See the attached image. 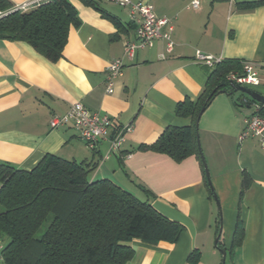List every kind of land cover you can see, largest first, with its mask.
I'll use <instances>...</instances> for the list:
<instances>
[{"label": "crops", "instance_id": "obj_1", "mask_svg": "<svg viewBox=\"0 0 264 264\" xmlns=\"http://www.w3.org/2000/svg\"><path fill=\"white\" fill-rule=\"evenodd\" d=\"M10 1L13 9L29 2L27 10L45 0ZM192 1L133 0L169 19L171 29L162 28L174 43L169 53L158 39L126 58L124 43L136 40V22L128 7L103 0L98 9L70 0L79 24L68 29L56 61L25 41L0 38V164L30 170L47 154L92 163L90 181L108 179L183 226L172 243L133 239L134 254L126 264H221L220 249L226 250L225 264H264V152L257 138L239 139L244 119L259 102L246 103L243 92H221L199 117L197 142L220 214L195 155L175 161L139 148L154 143L168 126L191 124L175 114L176 103L196 99L213 68L196 60V51L250 63L259 78L253 89L264 95V4L248 9L245 4L258 0H198L193 7ZM118 58L124 66L109 94L105 69ZM75 102L109 116L112 133L132 126L118 150H111L108 139L89 149L70 124L50 128L51 116L66 113ZM243 172L251 183L240 199ZM238 214L243 238L230 254ZM193 252L195 263L187 259Z\"/></svg>", "mask_w": 264, "mask_h": 264}, {"label": "trees", "instance_id": "obj_2", "mask_svg": "<svg viewBox=\"0 0 264 264\" xmlns=\"http://www.w3.org/2000/svg\"><path fill=\"white\" fill-rule=\"evenodd\" d=\"M80 1L99 8L98 0ZM259 4L264 0L244 7ZM78 24L70 0H45L27 10L13 9L10 0H0V38L25 41L50 61L62 56L68 29ZM243 63L224 59L215 64L200 95L176 103L175 114L190 118L191 124L168 126L154 143L139 148L165 153L175 161L195 155L204 169L197 142L201 108L205 109L218 93L237 92L232 85L237 82L228 75L242 74ZM244 96L246 103H257ZM258 104L264 117V104ZM92 169V163L50 154L30 170L0 164V239L8 264H126L134 254L130 244L133 239L156 244L179 238L183 231L180 223L108 179L90 181L87 176ZM250 183V176L243 172L240 199ZM204 184L209 198L214 199L213 187L206 177ZM236 218L230 254L243 238L239 214ZM46 221L44 231L36 236ZM187 259L195 263L198 253H191Z\"/></svg>", "mask_w": 264, "mask_h": 264}, {"label": "built area", "instance_id": "obj_3", "mask_svg": "<svg viewBox=\"0 0 264 264\" xmlns=\"http://www.w3.org/2000/svg\"><path fill=\"white\" fill-rule=\"evenodd\" d=\"M105 2L116 3L123 7L129 8L130 18L136 22L137 27L135 31L136 40L126 41L124 43L123 55L131 59L134 56L136 49L144 46H152L156 40L163 39L165 41V52L169 53L173 50V40L170 39L168 32H163L162 28L168 25L169 19L156 16L153 10V6L148 3L133 2V0H103ZM30 5L29 2L16 6V9L26 10ZM193 7L198 5V0L191 2ZM165 53L160 54V58H164ZM195 59L202 61L209 67H214L215 64L221 61L220 58H216L212 55H206L200 51L195 52ZM124 61L121 58L114 59L107 64L105 69L106 74V88L107 93H113L115 79L122 74ZM230 79L235 80L241 85H248L254 87L258 85L259 78L253 66L248 63H243V73L236 75L231 73L228 75ZM50 128L54 129L58 126H64L67 124L72 125L78 130V134L84 141L85 146L89 149H95L97 143L103 139H108L110 148L112 151L119 149L123 141H125V135L131 131V125H125L117 128L113 133L111 132L112 120L107 115H100L97 112H92L81 102L73 103L68 111L62 115H52L48 121ZM248 137H255L259 140L261 149L264 152V117L259 113V107L256 106L253 114L244 119V124L239 133V139H245ZM4 242L0 239V264H8L4 260L3 256Z\"/></svg>", "mask_w": 264, "mask_h": 264}, {"label": "water", "instance_id": "obj_4", "mask_svg": "<svg viewBox=\"0 0 264 264\" xmlns=\"http://www.w3.org/2000/svg\"><path fill=\"white\" fill-rule=\"evenodd\" d=\"M232 85L234 86V90L235 91H239L240 90V92H243V93L247 94L250 98H252V100L254 99L257 102L264 104V95H261L260 93L255 91L253 88H249V87L237 84V83H233ZM203 110H204V107L201 108V113L203 112ZM198 144H199V142H198ZM201 159H202V163H203V167H204L205 177H206L207 181L209 182V184H211L210 183L209 174H208V169H207L206 162L204 160L203 154H201ZM214 199L216 201V204H217V207H218V210H219V214H220V208L218 206L219 203H218V200L216 198V195H215ZM219 231H221V225L219 227ZM219 233L220 232H218V234H217V236L215 238V242L218 241ZM220 251H221V254H222V263L221 264H224L225 256H226V250L225 249H220Z\"/></svg>", "mask_w": 264, "mask_h": 264}, {"label": "rangeland", "instance_id": "obj_5", "mask_svg": "<svg viewBox=\"0 0 264 264\" xmlns=\"http://www.w3.org/2000/svg\"><path fill=\"white\" fill-rule=\"evenodd\" d=\"M250 88H253V87L250 86ZM237 93H241V94H242V92H240V90L237 91ZM244 94H245V93H244ZM215 206L217 207L216 202H215ZM217 208H218V207H217ZM1 210H2V207L0 206V211H1ZM45 225H47V221L44 222L43 225H41V227H40V229L38 230L36 236H40V235L42 234V232L44 231V229H45V227H46ZM227 262H228V260H227Z\"/></svg>", "mask_w": 264, "mask_h": 264}]
</instances>
